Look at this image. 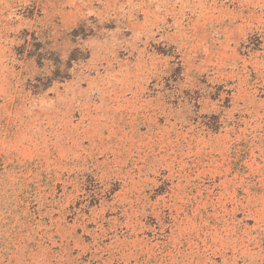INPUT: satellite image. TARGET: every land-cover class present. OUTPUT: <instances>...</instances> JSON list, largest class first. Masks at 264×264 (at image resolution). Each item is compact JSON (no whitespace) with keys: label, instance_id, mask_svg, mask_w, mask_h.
I'll return each instance as SVG.
<instances>
[{"label":"rangeland","instance_id":"rangeland-1","mask_svg":"<svg viewBox=\"0 0 264 264\" xmlns=\"http://www.w3.org/2000/svg\"><path fill=\"white\" fill-rule=\"evenodd\" d=\"M0 264H264V0H0Z\"/></svg>","mask_w":264,"mask_h":264}]
</instances>
